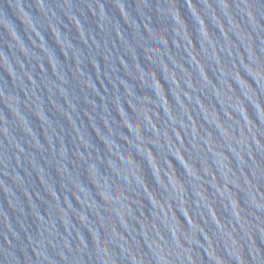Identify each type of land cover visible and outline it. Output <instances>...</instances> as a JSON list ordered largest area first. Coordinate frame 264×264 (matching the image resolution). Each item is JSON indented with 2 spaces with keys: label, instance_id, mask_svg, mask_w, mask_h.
Returning a JSON list of instances; mask_svg holds the SVG:
<instances>
[{
  "label": "water",
  "instance_id": "95a60500",
  "mask_svg": "<svg viewBox=\"0 0 264 264\" xmlns=\"http://www.w3.org/2000/svg\"><path fill=\"white\" fill-rule=\"evenodd\" d=\"M0 264H264V0H0Z\"/></svg>",
  "mask_w": 264,
  "mask_h": 264
}]
</instances>
